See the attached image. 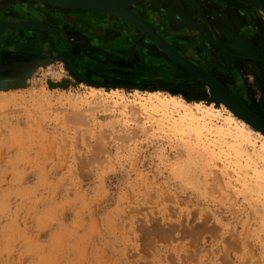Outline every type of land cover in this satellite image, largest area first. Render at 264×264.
Here are the masks:
<instances>
[{
  "label": "rangeland",
  "instance_id": "rangeland-1",
  "mask_svg": "<svg viewBox=\"0 0 264 264\" xmlns=\"http://www.w3.org/2000/svg\"><path fill=\"white\" fill-rule=\"evenodd\" d=\"M16 5L25 6L0 11ZM60 8L51 7V20L64 35L22 17L17 22L37 25L0 36V264H264V195L239 186L233 154L213 164L202 151L178 155L177 136L93 108L88 89L123 90L129 99L160 90L194 102L209 101V86L131 21ZM131 10L154 14L163 36L193 48L197 62L208 59L234 98L264 119V23L253 9L143 0ZM76 14L87 29L107 18L124 28L94 34L64 18ZM43 37L70 62L29 53L41 51L33 40Z\"/></svg>",
  "mask_w": 264,
  "mask_h": 264
},
{
  "label": "bare ground",
  "instance_id": "bare-ground-1",
  "mask_svg": "<svg viewBox=\"0 0 264 264\" xmlns=\"http://www.w3.org/2000/svg\"><path fill=\"white\" fill-rule=\"evenodd\" d=\"M142 1L143 0H131L119 5L118 7L99 10V9L82 8L72 4L61 2L59 0H0V9L5 8L14 3H20L25 6L44 4V5L58 6L59 8L63 7L69 10L88 9L93 11L94 10L104 11L109 14H112L113 16H117L125 20L128 19L124 18L125 15L124 13L125 11H128L133 16L143 20L146 24L151 26L143 18H141L131 10L133 7L140 4ZM236 1H238L247 10L253 9L256 15L264 23V0H236ZM133 23L139 28H141L144 32L146 31L143 27L139 26L135 22ZM151 28L153 27L151 26ZM161 38L168 45H170V43L166 39H164L162 36ZM151 40L155 42L152 38ZM158 47L161 48L159 45ZM161 50L164 52V54L174 59L165 50H163V48H161ZM62 56L69 62L68 56H66L65 54H62ZM188 73L192 74V76L194 75L192 71H189ZM208 75L214 78L211 79V77H209V79L212 81L211 86L208 85L209 86L208 90L210 93L209 101H206L207 99L206 100L201 99V100H195L194 102H189L185 100L182 96H178L174 94L167 95L160 90H150L147 91V93H141L135 90L136 91V93L134 92L136 95L135 98L129 99L127 98L123 90L115 89V91L113 90L114 92L111 94L109 93L104 94V91L97 87H88V89H90L91 91L90 97L93 99L92 100L93 101L92 103L94 105L93 108L103 109L102 111L107 112V114L111 116L115 115L116 118L117 116H124L130 113L133 116L139 117L138 119L141 118L143 120V123L142 124L140 123L139 127L135 129H138L140 131L152 130V132L154 133L157 131L169 132L170 135L177 136L178 137L176 141L177 146L175 147L177 148V150L179 149L181 151V152L177 151L178 155H182V151L183 154L185 152L190 156L191 154L199 153L200 151H202L198 155L202 156V158L204 157L207 164H213V162L216 159H219L224 162L226 159H230V157L232 156L231 158L233 159V161L232 160L230 161L231 164L233 165L231 166V168L233 172L238 175L239 178L244 180L243 184L239 186L240 187L245 186V189H248L250 193L251 191L253 192L255 191L256 193H259V195L261 193L260 196H262V194L264 195V134L261 133L260 130L264 131V119L253 115L246 108H244L234 98L233 94L230 92L227 86L224 83H222L220 80H218L214 74L208 73ZM194 77L195 79L200 80L201 82L204 83V80L201 79L199 76L195 75ZM215 103H217L218 105H215ZM236 105L239 107L238 109L236 108L237 107ZM92 112L93 111H91V113ZM250 124L253 125L256 129L253 130L250 127ZM123 126H125L126 129V125L124 124ZM137 131L134 130V132ZM126 133L127 130L124 133L125 134L124 136H128ZM138 133L139 131L136 134ZM114 137L116 138V136ZM125 138L128 139V137ZM196 162L197 161H195L194 164H197ZM202 163H204V161H202ZM227 165L229 166V163H227ZM213 175L215 177V174ZM214 177L212 176V178L215 179V181L217 180L216 182H218L219 179H216L218 177L215 178ZM240 181L241 180H239L238 183ZM231 183L232 182H230L229 184L231 185ZM210 184L214 185L213 183ZM227 186L229 185L227 184ZM208 188L210 189L211 187H207V189ZM252 198L255 200V197ZM232 204L233 203H231L230 205Z\"/></svg>",
  "mask_w": 264,
  "mask_h": 264
},
{
  "label": "flooded vegetation",
  "instance_id": "flooded-vegetation-1",
  "mask_svg": "<svg viewBox=\"0 0 264 264\" xmlns=\"http://www.w3.org/2000/svg\"><path fill=\"white\" fill-rule=\"evenodd\" d=\"M222 1H223L225 6H226V4L230 5L234 2L235 3L237 2L234 0H222ZM45 6H49L50 8L45 9L44 8ZM12 7H14L13 9H15V10L14 11L11 10L7 14H6V12L3 13L0 11V18H2L4 20H10L14 23H20V22H17L18 21L17 19L22 18V17L23 18H30L31 17V19H33L34 21L44 22L47 26L59 31L62 35H64V33H62V30H63L62 26L60 24L54 23L55 20H51L53 18V15H52L53 10H51V7H53L52 5H44V4L26 5V6H23L20 8H19V6L16 5V6H12ZM56 7H58V6H56ZM69 11H75V10H69ZM138 14L143 19H145L164 39H166L168 42L171 43V40L169 38L163 36V33L160 32L159 29L157 28V26L151 21L150 16L151 15L154 16V14H152V13L148 14L149 16L146 15L144 12L143 13L139 12ZM64 18L69 19L72 22V24L75 26V28H81L83 26L82 21L84 20V18L80 17L79 14L78 15L76 14V17H71L70 15H66V16H64ZM48 19H50L51 21ZM121 21L122 20L119 21V18H109V19L107 18L106 20L101 19L100 22L96 23V25H94L93 27H91L89 29L86 28V25H85V27L83 26V28H84L83 30L89 31V32L94 33V34H105L109 31L110 32L115 31L116 27H118V26L124 28L123 25H120ZM134 27L136 28L138 26L135 25ZM17 29H21V28H16L13 30L7 29L5 33L10 34L11 31H15ZM140 30H142V29H140ZM176 34H177V32H176ZM33 43L35 45H38V43H39L41 46V51L40 50L38 51V49H31L29 52L31 54H41L44 56H50L52 54H57L58 56H60L61 54H65L66 56L69 57V61L71 60V57L68 54V52L65 50H62V49L57 50L56 46L54 45V43L51 40L45 39L44 37L43 38H35L33 40ZM181 43H184V46L182 49H179L177 46H175L172 43L170 45L179 55H181L187 61H189L193 65L197 66L198 68L204 70L205 72L213 74L211 71H209L208 67L206 66L208 64V62H207L208 59L202 57V60H200L201 63L197 62V59H198L197 54L193 50V48H189V46L186 45L185 42H183V41ZM73 58H74V63H77L78 59H76L77 56L75 54H73ZM228 87L231 89V91L235 90V88L233 89L230 86H228Z\"/></svg>",
  "mask_w": 264,
  "mask_h": 264
},
{
  "label": "water",
  "instance_id": "water-1",
  "mask_svg": "<svg viewBox=\"0 0 264 264\" xmlns=\"http://www.w3.org/2000/svg\"><path fill=\"white\" fill-rule=\"evenodd\" d=\"M64 3L72 4L78 7L82 8H89V9H107V8H113L118 7L119 5L126 3L131 0H59ZM124 18L128 19L132 23L135 22L139 26L143 27L146 31V34L152 38L163 50H165L171 57H173L178 63H180L182 66H184L187 70L192 71L194 74L188 73V75L194 77L195 75L199 76L201 79L204 80V83L211 86L212 81L209 79V76L207 72L204 70L198 68L197 66L193 65L189 61H187L185 58H183L181 55H179L170 45H168L161 36L153 29L151 26L146 24L143 20L133 16L130 12L125 11ZM36 23H14L9 20L0 19V36L4 35L7 29H16V28H23V27H29V26H36ZM60 57L68 62L62 54ZM70 62V61H69ZM188 71V72H189ZM195 78V77H194ZM211 79H214L211 77ZM235 104V103H234ZM237 106V105H236ZM239 108L238 106L236 107ZM238 111V110H237Z\"/></svg>",
  "mask_w": 264,
  "mask_h": 264
}]
</instances>
